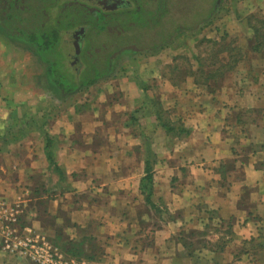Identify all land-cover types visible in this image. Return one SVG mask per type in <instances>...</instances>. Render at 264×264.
Here are the masks:
<instances>
[{
	"label": "crops",
	"instance_id": "crops-1",
	"mask_svg": "<svg viewBox=\"0 0 264 264\" xmlns=\"http://www.w3.org/2000/svg\"><path fill=\"white\" fill-rule=\"evenodd\" d=\"M244 62L214 93L135 78L70 97L90 100L48 121L54 163L41 106L11 107L0 92V135L36 121L16 143L0 138V203L17 233L83 264H264V59ZM2 228L0 264H35L4 249ZM190 232L204 235L187 250Z\"/></svg>",
	"mask_w": 264,
	"mask_h": 264
},
{
	"label": "rangeland",
	"instance_id": "rangeland-1",
	"mask_svg": "<svg viewBox=\"0 0 264 264\" xmlns=\"http://www.w3.org/2000/svg\"><path fill=\"white\" fill-rule=\"evenodd\" d=\"M6 9L3 14L6 18L4 30L0 31V87L5 89L1 93H7L12 97V105L23 103L22 108L26 111L32 108L41 106L40 117L38 121L43 123L44 111H49L50 117L47 122L55 118L61 111L68 108L72 104H81L79 106L86 107L90 96L79 101L77 98H70L68 102H56L51 98L52 91L46 86L44 64H41L38 58L23 44L19 38L13 37L16 34L19 37L23 34L35 33L41 34L47 28L57 30L75 26L73 29L87 27V20L94 14L90 9L92 6L85 4L82 0H5ZM145 1V0H137ZM154 1V2H152ZM146 2V8L155 12L157 6L161 9V0H152ZM167 1V0H166ZM170 1L169 11L161 17V19H153L152 16H147L148 26H138L133 24L131 28L126 24L128 13L120 12L114 14L117 21L110 23L108 30L100 35V43H104L100 56L104 59L107 56V51L121 49L127 47L126 44L135 46L142 50L140 54L132 56L123 55L116 62V66L105 80L99 81L95 86H92L82 94L76 93L73 96L91 95L92 91L104 93L115 91L111 80L123 82H132L135 78L139 81L148 82L155 89L160 88V81L163 78V73L166 74L168 66L178 63L181 66H193L196 69L194 57L196 55L206 56L210 48L207 40H219L225 33L230 36H236L245 41L249 34L247 28V18L252 15H264V0H168ZM9 2V3H7ZM138 2L140 5L144 3ZM217 4V12L212 17L210 24H204L203 20L207 18L210 10ZM88 5V6H87ZM166 6V4H165ZM167 7V6H166ZM146 8H142L140 13L148 14ZM137 12V11H136ZM132 13V12H131ZM134 13V12H133ZM11 16V18H9ZM97 19L102 20L103 16L97 14ZM126 18L127 21L123 22ZM146 21V22H147ZM101 23V22H100ZM209 23V22H208ZM89 26V25H88ZM178 27H183L187 31L176 34L173 37L172 44H162L163 40L171 33H175ZM90 27H88V30ZM110 31V32H108ZM10 36H9V35ZM114 34V35H113ZM15 38V39H14ZM64 41V44H63ZM97 39L93 36L88 38L87 44L90 47L88 52L98 50L95 44ZM132 42L133 45L130 43ZM8 46V48L5 47ZM155 50L146 51L147 48L154 47ZM23 47L25 49H23ZM95 47V48H94ZM95 49V50H94ZM8 50V51H5ZM78 53L77 44L73 43V37L70 34H63L62 44H60L53 54L46 55L47 57L54 56L58 64L64 63L66 54L73 56ZM100 51H97L99 55ZM184 57L175 62V58ZM71 57V62L74 58ZM185 58L187 60H185ZM167 62H170L169 65ZM167 64V65H166ZM190 64V66H189ZM248 66V61L243 63ZM184 67V68H185ZM183 68V70H185ZM235 75V73L233 74ZM231 76V78L233 77ZM104 81H109L108 83ZM104 82V84H103ZM115 82L114 84H117ZM97 88V89H96ZM80 99V98H79ZM86 100V102H85ZM92 100V99H91ZM85 102V103H84ZM36 103V105H34ZM38 107V108H39ZM38 111V112H39ZM69 112V111H68ZM42 116V117H41ZM50 120V121H51ZM49 121V122H50ZM38 136V135H37ZM31 134L29 138H33ZM2 161L0 158V168ZM3 202L0 203L2 205ZM22 235V234H21ZM21 257H25L21 253H13ZM27 258V257H26ZM236 264L237 262L234 261ZM264 263V262H263ZM243 264V263H240Z\"/></svg>",
	"mask_w": 264,
	"mask_h": 264
},
{
	"label": "trees",
	"instance_id": "trees-1",
	"mask_svg": "<svg viewBox=\"0 0 264 264\" xmlns=\"http://www.w3.org/2000/svg\"><path fill=\"white\" fill-rule=\"evenodd\" d=\"M144 5H139L138 9L133 10L130 16H127L122 21L128 23L129 27L133 24H138V26H148L147 16H154L153 19L159 18L165 15L166 12L169 11L170 1L164 0L161 3V9L156 8L155 12L146 8V2L143 1ZM166 4V6H165ZM4 1L0 0V30H4V25L6 26L5 17L3 14L4 10ZM146 8L148 14H139L142 8ZM217 10V4L212 7L207 18L203 20V23L199 25L203 26L210 24L212 17L215 16ZM132 11V10H129ZM137 11V12H136ZM97 14H94L90 19L87 20V24L90 26V29L87 32L83 49L78 53L76 52L73 56H69L66 54L64 63L58 64L57 60L54 56L47 57L48 54H53L56 48L62 44L63 40V30H71L76 23L71 27L60 28L57 27V30H52L47 28L41 34L28 33L23 34L22 36H18L16 34L13 37L19 38L21 40V44L27 47L33 55H35L41 64L45 65V80L46 86L52 91L53 96L60 101H65L69 99L76 93H81L83 91L88 90L92 86H95L99 81L105 80L109 76L111 77L112 72L116 66V62L121 58V56H132L134 54L142 53V50L139 48H135V46H131L126 44L127 47L121 49H114L107 51V56L103 59L100 56L102 52V47H104V43H100V35L108 30V26L115 19L112 14L107 15V23H102V20L97 19ZM114 15V14H113ZM11 18V16L9 17ZM147 21V22H146ZM101 22V23H100ZM209 22V23H208ZM152 28V27H151ZM247 28L249 31V35H247L244 42L236 36H230L225 33L221 36L219 40H207L210 44V48L207 51L206 56L196 55L194 57L196 62V69L193 66H181L178 63H174L168 66V71L166 74L163 73V78L167 79L173 86L178 87L179 85H183L185 81L189 78L194 79V83L198 86L204 87L207 91L214 93L221 89L224 82L232 76L238 69L239 65L243 61L252 62L254 58L261 57L264 59V15H256L252 14L247 18ZM187 31L184 30L183 27H178L175 33H171L167 36L166 40H163L162 44H172L173 37L176 34H180L181 32ZM110 32V31H108ZM9 35V34H8ZM114 35V34H113ZM10 36V35H9ZM95 37L97 39V43L95 46L100 51L99 55L97 54L98 50L88 52L90 47L87 44L89 37ZM14 38V39H15ZM64 44V41H63ZM131 45L132 42L130 43ZM157 45L154 47L147 48L146 51L155 50ZM95 48V47H94ZM71 57L74 60L71 62ZM179 59L183 60L184 57L175 58V62ZM185 60H187L185 58ZM185 67V68H184ZM183 68L185 70H183ZM154 102V101H153ZM11 107H16V105L10 104ZM39 106H37L38 108ZM16 112V111H14ZM43 115V123L41 124V131L46 137V153L50 163H54L52 158V153L50 148H52L53 138L47 132V118L50 117L49 111H44ZM157 117L159 122L167 132H171L172 129L169 127V122L163 121L160 110L157 111ZM25 120L23 122H19L18 119H13L16 123L11 124L10 127L0 135V138L6 139L8 142L14 141L15 143L18 139H22V136L25 135L28 128L36 123L35 119L31 116H24ZM2 148L0 147V152ZM147 176L145 178V182L147 185L151 183V168L150 165L147 164ZM144 183V184H146ZM201 234V233H200ZM199 233L190 232L187 235H181L179 238L182 245L187 250H192L195 246L196 242L194 239L197 237L200 238ZM185 236V237H183ZM197 236V237H196Z\"/></svg>",
	"mask_w": 264,
	"mask_h": 264
},
{
	"label": "built area",
	"instance_id": "built-area-1",
	"mask_svg": "<svg viewBox=\"0 0 264 264\" xmlns=\"http://www.w3.org/2000/svg\"><path fill=\"white\" fill-rule=\"evenodd\" d=\"M11 208L6 204L0 205L5 250L11 253H21L35 264H83L78 260L65 258L44 239L18 234L13 227L15 214Z\"/></svg>",
	"mask_w": 264,
	"mask_h": 264
},
{
	"label": "flooded vegetation",
	"instance_id": "flooded-vegetation-1",
	"mask_svg": "<svg viewBox=\"0 0 264 264\" xmlns=\"http://www.w3.org/2000/svg\"><path fill=\"white\" fill-rule=\"evenodd\" d=\"M4 1V7L3 9H6L5 6V0ZM83 2H85V4H88L89 6H92L93 9H90V11L92 12L91 14H99L102 15V23H107V15L112 14L111 16H113V14H119L120 12H125L128 14H131V12H133V10L138 9L139 7V3L141 1H137V0H82ZM148 2H151L152 0H145ZM162 2H164V0H161ZM143 2V1H142ZM154 2V1H152ZM9 3V2H7ZM87 5V6H88ZM158 7V6H157ZM132 10V11H129ZM5 14V12H3ZM114 21H117L116 17L114 16ZM123 19V18H122ZM121 19V21H122ZM84 20H81L80 22H82ZM114 21H112L114 23ZM112 24V23H111ZM88 26L87 27H83V28H77V29H73V32L69 33L70 30H63L64 34H70L73 37V43L75 45V43L78 46V51L80 52L83 49L84 46V42H85V38L88 32ZM73 28V27H72Z\"/></svg>",
	"mask_w": 264,
	"mask_h": 264
}]
</instances>
